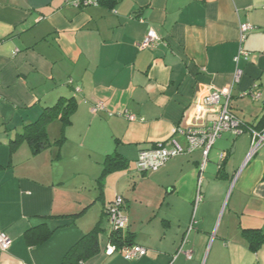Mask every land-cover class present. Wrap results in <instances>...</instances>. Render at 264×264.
Returning <instances> with one entry per match:
<instances>
[{
    "label": "crops",
    "instance_id": "0c3cea01",
    "mask_svg": "<svg viewBox=\"0 0 264 264\" xmlns=\"http://www.w3.org/2000/svg\"><path fill=\"white\" fill-rule=\"evenodd\" d=\"M76 1L0 0V232L11 240L0 264H63L96 229L98 253L79 264H169L193 218L199 179L202 200L184 247L193 258L181 254L174 264H264V246L253 252L243 234L264 232V146L247 161L248 128L264 127V0ZM242 24L253 28L244 43ZM150 30L158 40L142 49ZM241 48L248 54L237 64ZM212 90L230 91L245 132L224 133L202 175L201 149L140 173L141 151L186 145L175 129L217 120L210 112L197 122L192 109ZM61 98L78 102L71 124H49L50 145L38 154L27 142L12 150L15 134ZM114 153L129 169L104 176ZM117 197L125 234L147 250L137 261L105 253V210Z\"/></svg>",
    "mask_w": 264,
    "mask_h": 264
},
{
    "label": "built area",
    "instance_id": "2783aa9c",
    "mask_svg": "<svg viewBox=\"0 0 264 264\" xmlns=\"http://www.w3.org/2000/svg\"><path fill=\"white\" fill-rule=\"evenodd\" d=\"M74 7L83 8L90 6H97V0H80L72 4ZM253 28L249 24H242L240 26L241 43H244L247 38V33ZM158 37L155 31L150 30L145 41L141 44V48L145 49L154 46ZM247 52L241 48L236 62L239 64L241 58L247 57ZM243 75V71L237 69L235 75V82H239ZM260 94L255 96V99H259ZM225 99V101H223ZM230 91L229 90H212L202 99L196 100L192 105L193 111L196 114V121L201 122L205 120V116L210 112L217 113V120H215L210 126L194 125L187 129H175L174 133L182 134L186 139V145H182L177 140H171L168 145H159L154 149L143 150L139 153L136 167L140 173H155L163 168L166 163L174 158L192 154L198 149L202 150L203 163L200 165V175L204 172L208 155L215 142L227 132H231L236 136H240L245 132V125L236 117L229 107ZM131 120H135L134 116L130 117ZM251 133L252 141L251 148L247 157V161H250L257 152L264 146V129L261 131L248 128ZM227 157L226 154L221 156V161ZM202 179H199L198 191L195 199L194 213L190 225L188 226L181 245L177 253L172 257L169 264H174L178 256L184 254L187 260H192L193 251H185L184 247L189 242V236L195 228V214L199 203L202 200L200 187ZM125 204L122 197H117L107 209V219L109 222L108 241L105 245V253L111 257L115 254H120L127 261H137L146 256L147 250L144 247L135 246H122L119 247L112 242V235L114 233H125L129 227V221L125 215ZM11 247L10 238L3 232H0V253L7 252Z\"/></svg>",
    "mask_w": 264,
    "mask_h": 264
},
{
    "label": "trees",
    "instance_id": "16d2710c",
    "mask_svg": "<svg viewBox=\"0 0 264 264\" xmlns=\"http://www.w3.org/2000/svg\"><path fill=\"white\" fill-rule=\"evenodd\" d=\"M97 3L98 5L102 4L113 8L118 3V0H97ZM77 107L78 102L75 98L59 99L55 105L45 108L37 121L24 126L20 132H17L14 139L9 141V147L14 150L21 143L27 142L33 154H38L47 149L50 145L47 134L48 125L58 120L62 123L64 130V128L71 124L72 115L77 110ZM127 169H129L128 161L119 153L106 156L104 160V176L118 170ZM107 209L105 210V215H107ZM97 234L98 229L86 235L67 253L63 264H79L95 256L98 253ZM243 234L248 240L249 248L253 252H257L264 246V232L261 230H243ZM112 242L119 247L136 245L133 242V237L125 233H114L112 235Z\"/></svg>",
    "mask_w": 264,
    "mask_h": 264
},
{
    "label": "rangeland",
    "instance_id": "374dc122",
    "mask_svg": "<svg viewBox=\"0 0 264 264\" xmlns=\"http://www.w3.org/2000/svg\"><path fill=\"white\" fill-rule=\"evenodd\" d=\"M54 125H59V124H54ZM59 137V135H58V131H57V129L55 130V132H51V134H50V139H51V141H54L56 138H58ZM133 166V165H132ZM133 168H135L134 166H133ZM186 232V231H185Z\"/></svg>",
    "mask_w": 264,
    "mask_h": 264
}]
</instances>
